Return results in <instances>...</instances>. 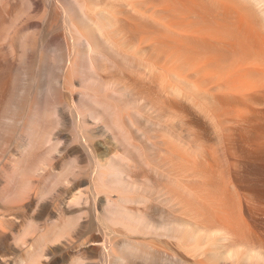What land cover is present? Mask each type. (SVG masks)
Returning <instances> with one entry per match:
<instances>
[{
  "label": "rangeland",
  "instance_id": "1",
  "mask_svg": "<svg viewBox=\"0 0 264 264\" xmlns=\"http://www.w3.org/2000/svg\"><path fill=\"white\" fill-rule=\"evenodd\" d=\"M34 1L38 4L29 7V19L26 22L29 26L26 31L35 32L37 37L36 45L32 46L27 54V62L33 73L31 86L38 84L35 102L40 103L43 100L46 86L57 84L53 76L61 75L59 84L63 85L62 77L68 65L66 57L72 54V50L67 48L60 5L70 6L78 11L81 3L88 15L105 13L104 21L108 24L109 42L112 41L110 44L107 40L109 44H105V37L100 35V32L97 33L98 30L94 26L82 23V26H85L84 32L88 31L94 35V39L90 38V43L95 50L100 51L95 59V66L90 67L92 76L90 84L93 85H87L96 93V100L92 101L98 117L88 116L86 119L88 131L93 133L94 148H97L94 153L97 158L101 154L100 156L109 155L115 159L116 153L122 154L126 161L121 160L122 164L118 166V171H123L129 181L139 182L155 178L158 159L172 168V176L178 178L180 184L186 188L206 185L209 181L207 174L220 171L223 162L217 141L212 133L204 132V125L208 123L205 111L210 113L215 111V101L212 98L222 95L223 91L217 87L214 78L209 77L207 80L203 58L212 54L226 56L232 50L228 45L231 40L264 37V29L258 19L252 16V10L247 4L243 6L240 3L247 13V16H244L241 10L238 11V6L237 8L230 6L236 5L232 0H217L218 6L209 4L207 0ZM9 2V9L13 11L20 1ZM211 16L215 19H209ZM244 19L246 20L243 22ZM82 41L79 45L87 52L89 44L85 38H82ZM212 51L215 53H211ZM232 53L234 52L230 54ZM39 56L41 72H36ZM14 59L17 63V56ZM89 59V56L85 58L88 62ZM234 67L237 68V65ZM74 84L73 97L78 101L85 95V83L83 84L82 79H77ZM60 92L61 107L68 112L67 103L71 99V92L66 88ZM232 97L238 99V104L225 113L222 126L225 128V140L231 146L230 155L234 160L244 157L242 148L249 146L248 143L253 138L249 131L253 128H264V86L248 92L235 93ZM58 124H60L57 125L58 128H52L53 131L51 129V133H48L49 143L45 142L47 145H51L53 143L51 141L60 143L57 145L55 142L59 149L56 150V154L52 152L56 173L61 172L70 162L71 155L64 152L66 147L82 145L73 138L76 125L71 118H62ZM70 142L72 143L69 144ZM46 144L43 143V147L47 146ZM7 148L0 152L2 154L0 164L8 157L10 145ZM11 148H16V143L12 142ZM92 166L94 161L89 162L87 157H80L76 162L75 175L70 173L67 180L64 179L54 185H51L52 182L49 180L40 182L39 186L51 188L43 198H39L38 195L27 196L11 203L8 210L0 208V219H10L13 224L11 231L13 235L10 231L7 232L8 230L7 233L0 235L1 261L2 259L6 262L15 261L19 255H23L25 248L32 247L33 244L38 245L37 239L43 231L35 223H42L44 220L37 217L39 212L50 214L57 208H65L72 195L81 191L82 209L76 226L66 231L59 240L45 242L42 245L44 253L42 259L52 254L53 257L55 255V264H72L77 252L88 248L91 251L89 261L92 264H104L102 247L106 243L118 244L123 238H129L137 241L138 246L140 244L155 246L153 249L149 246L148 248L152 250L146 251L148 253L152 251V255L157 253V249L174 253L176 247L188 257L206 259L217 264L212 257L200 254L198 247L186 239L182 244H178L166 237H157L153 232L130 231L121 225L107 226L98 218L105 206L104 193L98 195L94 193L93 188L89 189L92 186L91 182H88L91 180ZM192 173H196V176H192ZM222 186L228 199L234 204L240 198L249 203L248 186L244 182L240 181L239 186L234 189L225 184ZM170 187L181 198H193L180 186L172 183ZM117 194V191H113L109 196L115 199ZM132 194L137 197L144 195L143 197H148V200L141 197L145 202L137 203L134 197L135 201L123 203L125 210L139 209L144 213L153 214L151 216L154 218L157 217L156 197L155 200L152 199L154 197L147 196L149 193L146 194V191H133ZM202 203V201L197 203L200 209ZM173 210L176 214L179 213L177 205ZM125 216L131 218L128 214ZM239 220L244 234L264 240V223L260 221V216L256 214L255 220L241 216ZM142 252L141 254H144ZM138 255L134 258H132L134 255L131 256L127 264H147L150 258ZM154 255L157 257V254ZM155 256H151L152 260H156L152 263L159 264L158 257L153 258ZM111 264L124 263L120 261Z\"/></svg>",
  "mask_w": 264,
  "mask_h": 264
},
{
  "label": "bare ground",
  "instance_id": "2",
  "mask_svg": "<svg viewBox=\"0 0 264 264\" xmlns=\"http://www.w3.org/2000/svg\"><path fill=\"white\" fill-rule=\"evenodd\" d=\"M19 1L18 7L11 11L9 0H0V152L4 148L8 149V145L11 149L7 159L0 164V208L8 210L11 208V203L27 196L38 195L39 198H43L51 188L39 186L42 180H49V182H52L51 185L64 179L67 180L70 173L75 175L78 158L87 157L89 162L94 161L91 180H88L92 185L89 189L93 188L95 191L93 192L98 195L101 192L104 193L105 206L98 218L107 226L121 225L130 231L153 232L157 237L163 236L176 241L178 244H182V241L186 239L198 247L200 254L212 257L217 264H264V240L256 239L250 234H244L239 220L241 216L255 220L257 214L260 216V221L264 223V128L250 130L249 133L253 138L248 143L249 146L242 148L244 157L232 160L230 155L231 146L225 140V128L222 126L225 113L238 104V99L232 97L233 94L252 91L264 86V37L257 36L242 41L236 40L240 43H232L236 41L231 40L228 45L232 49L231 52L234 53L230 54V52L226 56L212 54V56L203 58L205 64L204 74L207 75V80L209 77L214 78L217 87L223 91L222 95L212 98L215 101V111L213 110V113L205 111L208 123L206 122V125H204V132L206 134L212 133L217 141L223 162L220 171L208 173L209 181L206 185L197 188L193 186L186 188L180 184L178 178L172 176V168L157 159L154 179H148L146 182L129 181L124 176L123 171H118V166L122 164L121 160L126 159L122 154L116 153L115 156L117 157L115 159L109 155L105 157L103 154V156H100V154L97 158L94 153L97 148H94L93 133L88 131L86 124L88 116L91 118L98 117L96 107L92 101L96 100V93L89 89L87 85L91 86L92 84H90L92 81L90 67L95 66V59L99 50H95L90 43V38L94 39L93 33L87 30L85 33V26L82 25L88 23L94 26L98 30L97 33L100 32L101 34H99L105 37V44H107L110 39L107 33L108 24L104 21L106 18L105 13H97L99 15L94 16L88 15L81 3H79L78 11L70 6L60 5L66 31V44L67 48H71L72 54L66 57V60L68 58V65L62 77L61 84L63 85L60 86L59 84L61 75L53 76L57 84L46 86L47 88L44 90L46 94L39 103L35 102L38 84L35 83L31 86L33 73L27 62V54L31 47L36 45L37 37L35 32L26 31L29 26V23L26 24L29 19V7L38 3L34 0ZM232 1L236 2V5L230 6L234 8L238 6V11L241 10L244 16H247V13L240 6V3L243 6L247 4L252 10V16L258 19L260 26L264 29V0ZM207 2L218 6L217 0H207ZM209 19L214 20L215 17L211 16ZM22 22L24 23L22 24ZM82 38H85L87 44H89L87 52L83 46L81 48L79 45ZM111 42L109 43L111 44ZM214 51L211 53H215ZM16 56L19 60H17V63L14 59ZM88 56L90 58L89 62L85 60ZM40 62L41 56L37 59L36 72H41ZM234 65H237V68ZM77 79H82L83 84L85 83V95L79 98L78 101L74 99L73 94L75 92L72 90ZM62 87L70 91L72 95L70 101L66 102L68 112L63 110L59 100ZM62 118H71L75 122L76 132L74 131V137H72L81 142L82 147L67 145L69 147H66L64 152L69 156L71 155L70 162L65 168H62L61 172L56 173V166L53 164L52 158L57 153L56 150L59 149L57 145L60 143L51 140L53 142L51 145L46 143L48 142L47 138H50L48 133H51L52 128H58L57 125H60L58 123ZM12 142L16 143L14 149L11 148ZM43 143L47 146L43 147ZM40 148L45 150L42 151ZM39 149L42 152H38ZM0 155L2 154L0 153ZM192 176H196V173H192ZM190 180L192 181V179ZM240 181L248 186L249 203L240 198L234 204L228 199L223 189V184L234 189L239 186ZM172 183L180 186L193 198H181L170 187ZM113 191L118 193L115 199L109 196V193ZM133 191H146V194L149 193L147 196L151 195L154 197L152 199L155 200V197L158 199L155 200L158 201V203H155L157 204L156 218L151 216L153 214L144 213L139 209L134 211L124 209L123 203L130 200L135 201V198L137 199L136 202L140 203L142 201L141 197L144 198V195H141V197L139 194L138 197L134 196ZM132 197H135L134 200H132ZM145 198L148 200V197ZM81 199L82 192L78 191L72 195L65 208L60 207L58 209L56 207L58 210H53L55 212L50 214L39 212L37 217L44 220L42 223H35L43 231L37 239L38 245L33 246V244L32 247L25 248L23 255H19L15 261L9 258L12 262H6L2 259L0 263L55 264V255L53 257L50 253L42 259L44 257L42 245L47 241L59 240L66 231L73 228L81 216ZM199 201L203 202L201 209L197 206ZM143 202L145 201L141 203ZM175 205H177L178 214L173 210ZM126 214L130 215L131 218L125 216ZM43 216L45 218H42ZM53 217L59 219L56 220ZM12 225L10 219L1 218L0 235L9 231L13 235L11 233ZM137 244V241L129 238H123L118 244L106 243L107 248L104 246L101 251L103 263L111 264L112 262L120 263L121 261V263L127 264L131 256L134 255L132 257L134 258L140 253L138 256L141 255L140 257H142L143 255L147 259H151V256L157 254L159 264H213L212 261L206 259L188 257L176 247H174V253L156 248L157 253L152 255V251L151 253L146 251L152 250L155 246L151 247L149 244L145 247L140 243L139 246ZM138 250L143 251L144 254H141ZM90 252L88 248L82 249L80 253L77 252L72 264H92L89 261ZM150 259L146 260L147 264H153L154 259Z\"/></svg>",
  "mask_w": 264,
  "mask_h": 264
}]
</instances>
